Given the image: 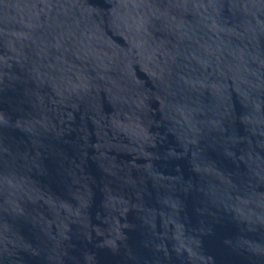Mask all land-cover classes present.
<instances>
[{
	"label": "water",
	"instance_id": "water-1",
	"mask_svg": "<svg viewBox=\"0 0 264 264\" xmlns=\"http://www.w3.org/2000/svg\"><path fill=\"white\" fill-rule=\"evenodd\" d=\"M0 264H264V0H0Z\"/></svg>",
	"mask_w": 264,
	"mask_h": 264
}]
</instances>
